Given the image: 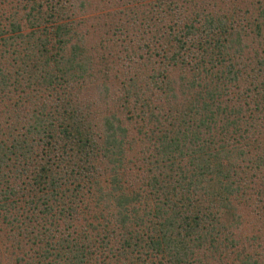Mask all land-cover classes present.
<instances>
[{"label":"trees","instance_id":"obj_1","mask_svg":"<svg viewBox=\"0 0 264 264\" xmlns=\"http://www.w3.org/2000/svg\"><path fill=\"white\" fill-rule=\"evenodd\" d=\"M0 0V264H264V0Z\"/></svg>","mask_w":264,"mask_h":264},{"label":"rangeland","instance_id":"obj_2","mask_svg":"<svg viewBox=\"0 0 264 264\" xmlns=\"http://www.w3.org/2000/svg\"><path fill=\"white\" fill-rule=\"evenodd\" d=\"M122 4V0H92V2L87 5L84 11L88 12L89 14H91V12L96 13L98 10L97 6H99V8H103V10L109 11L110 9H114L116 6L119 7Z\"/></svg>","mask_w":264,"mask_h":264}]
</instances>
